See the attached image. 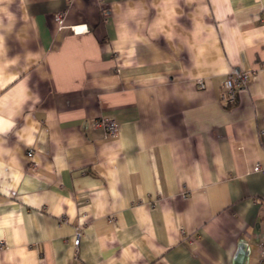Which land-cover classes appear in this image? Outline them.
Segmentation results:
<instances>
[{
    "label": "crops",
    "instance_id": "crops-1",
    "mask_svg": "<svg viewBox=\"0 0 264 264\" xmlns=\"http://www.w3.org/2000/svg\"><path fill=\"white\" fill-rule=\"evenodd\" d=\"M263 194L264 0H0V264H256Z\"/></svg>",
    "mask_w": 264,
    "mask_h": 264
},
{
    "label": "built area",
    "instance_id": "built-area-1",
    "mask_svg": "<svg viewBox=\"0 0 264 264\" xmlns=\"http://www.w3.org/2000/svg\"><path fill=\"white\" fill-rule=\"evenodd\" d=\"M63 12L56 14L55 19L58 23H61ZM70 29L73 32L79 33L87 30L85 24L83 25H71ZM249 80V73L246 71L232 72L224 76L219 92V100L224 104H233L236 101L238 90L245 87ZM198 86L203 87V82L198 79ZM95 127H103L109 135H116L118 132V123L113 117H101L92 122ZM32 156L33 152L31 150L27 153ZM255 169H260V165L256 164ZM261 211L264 214V194L261 198ZM82 227H79L74 235L73 243L75 246L78 245L80 240ZM3 240H0V245L3 244ZM256 264H264V235L261 237L258 244V256Z\"/></svg>",
    "mask_w": 264,
    "mask_h": 264
}]
</instances>
